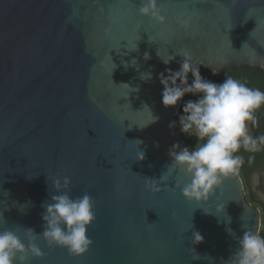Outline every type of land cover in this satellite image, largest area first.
Wrapping results in <instances>:
<instances>
[{
	"label": "water",
	"instance_id": "obj_1",
	"mask_svg": "<svg viewBox=\"0 0 264 264\" xmlns=\"http://www.w3.org/2000/svg\"><path fill=\"white\" fill-rule=\"evenodd\" d=\"M139 3L0 0V230L39 234L58 175L70 178V196L95 200L85 253L37 238L45 255L27 264H224L244 231L260 230L240 180L225 179L196 203L178 188L146 190L145 177L167 171L173 144L192 149L169 127L181 100L162 105L158 74L179 69L180 47L221 74L264 70V0H158L161 25L141 17ZM177 15L192 17L190 29ZM158 52L174 59L165 65ZM174 180L187 182L179 169L168 187Z\"/></svg>",
	"mask_w": 264,
	"mask_h": 264
},
{
	"label": "clouds",
	"instance_id": "obj_2",
	"mask_svg": "<svg viewBox=\"0 0 264 264\" xmlns=\"http://www.w3.org/2000/svg\"><path fill=\"white\" fill-rule=\"evenodd\" d=\"M163 8V3H158V0H140L138 12L141 17L161 25L166 20L161 14ZM191 19V16L182 18L177 15L176 23L187 31ZM158 55L165 65L174 59L171 56L165 58L159 52ZM176 55L182 58L179 69L173 71L166 68L157 76L163 86L161 103L167 108L175 106L186 94L196 96L194 100L184 101L182 114L178 117L179 131L194 136L196 143L191 150L173 144L170 150L172 160L167 171L158 180L145 177V188L150 192H160L164 188L175 191L178 188L189 201L207 202L225 179L235 178L243 186L241 170L245 163L253 165L255 154L264 153V133L253 134L251 131L260 127L257 113L264 110V91L249 87L232 76H226L219 83L209 81L201 76V64L193 60L187 47L178 48ZM145 58H148L147 54ZM212 71L213 74L217 72L216 69ZM141 78L150 79L151 73L142 74ZM155 119L158 118L152 117L151 120ZM169 127L176 128L177 121H173ZM140 143L135 142V155L138 160H144V152L137 147ZM245 153L248 154L247 160ZM178 169L187 182L181 185L180 180H174V185L168 187L167 182ZM262 175L264 172H253L248 184L256 196L264 200V192L258 190ZM70 183L68 176L58 175L53 179V194L50 202L43 205V230L39 234L32 228H24L22 239L17 234V227L0 230V264H27L29 258H42L45 253L36 243L37 238L49 247H62L71 255L78 256L89 249L93 241L87 230L96 219L95 200L88 192L70 196ZM216 207L220 211L224 205L218 204ZM192 238L194 244L203 240L198 231H193ZM224 264H264V234L244 231L238 237L237 250Z\"/></svg>",
	"mask_w": 264,
	"mask_h": 264
},
{
	"label": "trees",
	"instance_id": "obj_3",
	"mask_svg": "<svg viewBox=\"0 0 264 264\" xmlns=\"http://www.w3.org/2000/svg\"><path fill=\"white\" fill-rule=\"evenodd\" d=\"M200 74L202 77L205 79L212 81V82H222L226 76H232L235 79H238L242 82H245L249 87H255V88H260L262 91H264V70L254 67V66H249V65H242L239 66L232 71L228 73L221 74L219 72H216L213 74L212 70H208L207 68H204L203 66L200 65ZM189 82H191V74L189 73ZM189 99H196V96H193L191 94H186L180 102L179 108L173 118V121H177V127L175 128L181 138L184 140V142L189 145L192 136L185 135L179 131V126H178V117L180 114H182V105L184 101H187ZM264 110H261L260 112L257 113V115L260 117V123L263 124L262 127H259L257 129H251L253 134H259L260 129H264ZM245 159L247 160L248 154L245 153ZM264 153H257L255 154V161L253 165L249 166L247 163H245L244 167L242 168L241 172H248L249 170L253 168H258L259 171L264 172ZM260 188L264 192V175L261 176V182H260ZM247 200L249 202H254L260 209V215H261V226H260V232L264 234V203L261 202H255L252 200L249 195L246 196Z\"/></svg>",
	"mask_w": 264,
	"mask_h": 264
},
{
	"label": "flooded vegetation",
	"instance_id": "obj_4",
	"mask_svg": "<svg viewBox=\"0 0 264 264\" xmlns=\"http://www.w3.org/2000/svg\"><path fill=\"white\" fill-rule=\"evenodd\" d=\"M263 124L260 123V127H262ZM260 133H264V129H260ZM261 168H264V167H261ZM255 171H259L258 168H253L251 170H249L248 172L244 173V172H241V175H242V178H243V181H244V190H245V196L249 195V197L254 200L255 202H261V203H264V200L258 198L256 196V194L252 191V189L250 188L249 184H248V179L250 177V175L255 172ZM247 199V198H246ZM248 201V200H247ZM251 203L252 205L258 207L254 202H249ZM259 208V207H258ZM260 209V208H259Z\"/></svg>",
	"mask_w": 264,
	"mask_h": 264
},
{
	"label": "rangeland",
	"instance_id": "obj_5",
	"mask_svg": "<svg viewBox=\"0 0 264 264\" xmlns=\"http://www.w3.org/2000/svg\"><path fill=\"white\" fill-rule=\"evenodd\" d=\"M191 142H190V144L188 145V146H190L191 148L195 145V143H196V138L194 137V136H192L191 137ZM258 190L259 191H261V192H263L262 190H261V188H260V185H259V187H258ZM249 202V201H248Z\"/></svg>",
	"mask_w": 264,
	"mask_h": 264
}]
</instances>
